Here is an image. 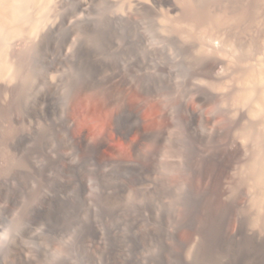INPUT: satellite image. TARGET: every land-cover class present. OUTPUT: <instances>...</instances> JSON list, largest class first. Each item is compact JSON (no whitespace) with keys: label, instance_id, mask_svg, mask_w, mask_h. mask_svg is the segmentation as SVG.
I'll list each match as a JSON object with an SVG mask.
<instances>
[{"label":"rangeland","instance_id":"rangeland-1","mask_svg":"<svg viewBox=\"0 0 264 264\" xmlns=\"http://www.w3.org/2000/svg\"><path fill=\"white\" fill-rule=\"evenodd\" d=\"M51 1L44 13L38 6L29 10L33 13L37 7L36 16L54 25L61 14L68 15L65 40L51 44L47 74L37 69L21 75L26 86L23 96L30 106L0 127L1 175L11 176L14 168L28 174L16 182L26 191L15 206L6 209L0 203V264H12L14 248L24 253L21 264H102L109 243L108 227L101 219L105 216L117 217V226L116 222L111 226L124 241V249L133 250V239L148 224L159 226L161 217H171L178 210L184 184L180 156L185 140L195 131L206 142L214 138L215 145L227 153L229 165L221 180L224 197L235 202L243 229L264 239V187L256 170L260 155L257 88L245 73L264 59V6L251 25L232 28L233 36L226 41L225 33L212 36L213 30L198 24L184 0ZM85 25L90 26V34ZM24 26L9 44L7 58L14 66L19 54L22 58L36 53L34 36ZM99 30L109 34L112 49L101 47ZM208 44L214 47L219 64L210 77L195 78L194 59L206 55ZM92 58L105 60L109 72L139 66L152 81L147 87L150 92L131 85L120 98L112 99L101 82L74 80L80 62ZM197 81L203 84L201 90L192 86ZM168 91L184 92L185 104L197 116L190 127H183L170 110L173 100ZM201 91L212 99L202 103ZM128 110L135 112L140 132L125 136L119 125ZM63 119L70 140L64 143L52 137L46 157L33 159L15 150L26 135L41 131L51 120ZM214 129L218 135L213 136ZM81 141L98 146L97 160L86 159L75 149ZM154 148L159 153L148 163ZM31 201L62 218L96 219L97 247L89 251L79 243L81 223L72 222L58 233L41 222L26 229L22 215ZM238 226L237 220L228 223L229 231ZM178 235L187 241L184 258L191 260L198 246L196 236L185 229ZM148 248L134 258L137 264L156 254L155 244Z\"/></svg>","mask_w":264,"mask_h":264},{"label":"bare ground","instance_id":"bare-ground-1","mask_svg":"<svg viewBox=\"0 0 264 264\" xmlns=\"http://www.w3.org/2000/svg\"><path fill=\"white\" fill-rule=\"evenodd\" d=\"M50 2L52 1L0 0V127L7 122L5 121L7 119L14 121L18 116V111L28 106L23 96L26 86L21 75H30L33 70L37 69L45 70L47 74L50 69L49 57H52L49 56L51 44L65 40V33H67L65 30L66 27L69 28L70 22L68 15L61 14L54 25L47 23L44 17L41 18L35 14L39 12L38 9L44 13ZM184 2L198 24H205L213 30L212 36L225 33L226 41L232 38V30L242 25H251L257 17V11L259 12L264 6V0H193L191 3L184 0ZM31 6L32 9L33 6H38V9L36 7L34 10L35 13L32 9L33 13L30 12ZM42 11L39 16L43 15ZM24 24H27L29 32L34 36L36 53L30 56L24 55L22 58L18 53L17 66H14L7 58L9 44L12 39L24 31L22 30ZM84 30L91 33L89 25H85ZM97 38L103 49H112L110 36L105 30H99ZM34 43L32 42L31 46ZM31 46L29 52L32 50ZM214 50V47L208 44L205 50L206 55L194 59L192 76L204 78L213 74L219 64V60L214 56ZM78 67L73 72L74 80L82 83L101 82L112 99L120 98L125 88L131 85L149 91L147 87L152 83L147 73L139 66L129 65L109 72L110 66L105 60L92 58L82 60ZM245 73H248L257 88V111L255 113L260 119V155L256 170L258 182L264 187V59L259 67L246 70ZM192 86L201 90L203 84L197 81L193 82ZM167 93L172 96L173 103L170 110L174 116L183 123V127H190L197 116L196 112L185 104L184 92L183 94H173L170 91ZM211 99V94L201 91L202 103H207ZM66 125L67 122L64 119L51 120L41 131L34 130L35 132L33 131L34 133L32 132L30 136L26 135L14 148L20 155L41 160L49 153L48 145L52 137H58L64 143L70 140ZM119 126L121 133L125 136L132 132H140L139 121L133 110L126 112ZM215 130H213V136L218 135ZM216 145L214 138L206 142L197 131L185 140L179 169L180 177L184 182L180 206L175 214L172 213L173 216L161 217L159 226L148 224L146 231L133 239V250L124 249V241L116 228L111 226L113 222H116L117 226V217L101 218L105 220L109 235L107 250L101 258L102 264H137L134 258L148 251V246L154 244L157 248L156 254H152L143 264H264V239L243 229L238 213H236L235 202L224 197L221 180L229 161L227 153L221 151ZM75 149L81 152L86 159L97 160L98 146L81 141ZM158 153L159 151L154 148L149 155L148 163L155 159ZM2 166L0 157V203L9 209L15 206L20 195L26 191L25 186L20 187L16 185V182L27 177L28 174L14 168L15 172L12 171L11 176L3 177L1 175ZM45 210L46 207L42 204L36 201L29 202L22 215L26 229L41 222V224H46V228L48 227L50 231L58 233L72 222L74 226L81 223L77 231L79 243L89 251L97 247L99 228L96 219L62 218L55 216L53 210L47 213ZM232 219L237 220L239 226L237 230L229 231L228 223ZM180 229H185L197 238L198 246L191 252V260L184 258L187 241L179 237ZM19 249H13L12 264H21L24 261V253Z\"/></svg>","mask_w":264,"mask_h":264}]
</instances>
